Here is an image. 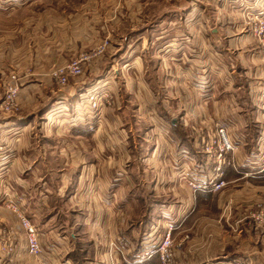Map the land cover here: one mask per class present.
<instances>
[{
    "label": "crops",
    "instance_id": "crops-1",
    "mask_svg": "<svg viewBox=\"0 0 264 264\" xmlns=\"http://www.w3.org/2000/svg\"><path fill=\"white\" fill-rule=\"evenodd\" d=\"M131 2L126 15L124 1L117 6L118 23L133 17L131 34L122 31L121 38L147 42V52L158 59L157 83L139 78L115 89L110 85L112 105L104 107L97 129L96 117L87 115L91 82L80 77L67 86L41 84L56 101L54 118L46 115L42 134L35 137L46 138L41 145L29 144V120L0 111V264H110L108 251L117 264H160L155 249L168 230L176 243V264H264V228L244 219L247 195L254 188L264 191V58L258 57L253 35L244 31V9L250 6L257 14L264 0H181L178 16L166 12L142 30L133 16L140 3ZM65 24L70 26V18ZM5 27L0 40L8 36ZM54 36L60 41L59 60L65 42L58 28ZM103 58L89 73L102 68ZM23 86L20 94L30 88ZM128 98L146 109L151 121L146 136L133 130L139 107L128 106ZM20 105L28 107L27 99ZM217 126L242 139L235 163L221 165L214 151L207 155L200 145L203 127ZM213 175L227 187L209 192L187 185ZM228 201L233 209L222 208ZM14 207L38 229L43 260L28 253ZM81 244L85 253L77 257Z\"/></svg>",
    "mask_w": 264,
    "mask_h": 264
},
{
    "label": "rangeland",
    "instance_id": "rangeland-1",
    "mask_svg": "<svg viewBox=\"0 0 264 264\" xmlns=\"http://www.w3.org/2000/svg\"><path fill=\"white\" fill-rule=\"evenodd\" d=\"M123 1L126 15V5L132 4V0H0V27L5 23L6 34H8L6 38L0 40V47L2 46L6 49L5 51H0V103L7 97L8 84L6 83L12 76L16 75L19 78L18 83L20 84V90L15 98V103H18L19 108L7 112L2 111L0 108V111L5 114L24 117L26 120H29V128H26L25 131L27 136H31L28 140L29 144L41 145L43 143L42 140L46 138H41V136H39V139H37L35 137L37 133L38 135L42 134L40 130L42 129V124H45L43 121L48 119L46 115L51 117V120L55 116L52 115L56 111L53 110L55 107L53 104L56 102L52 101L53 92L49 87L46 88L42 85H60L50 74L52 69L70 62L81 54L89 57L85 73L81 76L82 81L86 80L87 82H91V86L89 87L91 90L85 95L87 105H90L88 97L92 93L99 96L109 95L107 102L101 103L97 108L88 107L89 110L87 115L96 117V121L92 123L94 129H97L100 125V122L97 120L101 117V112L104 107L112 105L113 97H111V95L115 93V90L110 93L109 88L113 85L115 89L118 87L117 83H119L121 87L125 85L127 81H139V78L146 81H148L149 78L153 83L158 82V79L154 77L158 59L153 58L155 56L147 52V42L140 43L132 40L131 42L129 38H121L122 31V34L124 33L125 36H128L131 34V28H133L130 20L133 17L126 16L122 25L118 23L116 18L117 6L119 3L121 5ZM138 1L140 3V10L133 16L139 17L138 21H140V23L137 24L138 26H135L137 27L136 29L139 30L146 27L147 21L150 23L152 21H157L163 17L166 12H172V16H178L180 12L181 0ZM15 3H20L23 7L11 11L13 9L7 7V5ZM2 13H8L9 15H3ZM67 18H70V26L65 24ZM56 28H58L61 41L63 43L65 42L64 46H61L64 50H62L63 55L59 60L57 58L58 55H56V52H59L58 49L60 48L59 37L54 36L53 38V32ZM160 29H162V27L156 25L155 30L159 32ZM155 30H153L151 34H154ZM233 30L237 34L240 33L235 29ZM244 31L251 34L248 25L244 28ZM64 33L68 34V39L65 37ZM259 50L257 52L258 57L263 59L264 55L259 54ZM103 55L104 58L101 61L103 65L102 68H100L99 71L95 70V74H93V72L92 74L89 73V68L93 67L91 65ZM138 67H140V69H138ZM141 67H146L147 70L144 68L141 69ZM72 80L73 78L70 79L69 84ZM107 81L109 82L107 83ZM22 85H24L23 87L30 88L27 92L23 91V94H20V91L22 93ZM122 92L123 90L120 91V93ZM123 93L125 94V92ZM134 93H137V91ZM22 98L28 101L29 106L25 107V109H22L20 105V99ZM126 103L128 106L133 105L137 107H139L140 104L137 98L133 100L132 98H128ZM82 104L84 105V103ZM71 106L74 107V105L71 104L70 107H68L70 109H66V111L68 110V112L73 115ZM142 107L143 106H140L135 110L136 115H134V119L138 126L137 128L133 127V130L136 134H141L140 136H146L151 121L148 119L146 109H142ZM79 111H82V109H79ZM48 126L50 129L54 128L53 125L48 124ZM254 127L257 129V133L261 135V127L258 122L255 123ZM217 129H219V127ZM224 129L236 149L237 142H239L237 140L242 139L240 137L239 139H233L228 129L226 127H224ZM215 132H217L216 127L213 129L210 128L209 131L205 127L201 130L200 145L207 155H209V150L214 151L215 155L218 152L217 136H214ZM142 138L143 137L139 138L140 145H142ZM256 140H258V138ZM235 149L231 154L229 153L226 155V162H236L233 155ZM216 158L218 159L217 155ZM258 161L263 160L260 159ZM187 185L193 189L189 183H187ZM226 187L227 182L219 190L221 191ZM260 192L263 194H260ZM228 193L237 194L238 192L230 191ZM96 194L95 192V195ZM247 197V204H249V207L245 212L244 219L251 221L255 228H264V191L262 192L254 188L251 195H247ZM222 208L226 210L233 209V203L228 201ZM168 235H170V245L163 256L166 262L164 263L162 256H158L160 264H176V243L171 231L168 230L159 242ZM85 242V238H82V243ZM258 245L259 244H257V246ZM82 247L83 245L81 244L77 250L79 255L85 253ZM44 253L45 252L39 256V259L41 258L43 260L45 258ZM259 255H263V253H259ZM56 257H59V253H56ZM27 259L29 258L27 257ZM106 259L107 263L109 261V263L116 261L110 251L106 254ZM261 259L264 261V255Z\"/></svg>",
    "mask_w": 264,
    "mask_h": 264
},
{
    "label": "built area",
    "instance_id": "built-area-1",
    "mask_svg": "<svg viewBox=\"0 0 264 264\" xmlns=\"http://www.w3.org/2000/svg\"><path fill=\"white\" fill-rule=\"evenodd\" d=\"M219 3H228L232 0H216ZM259 1V0H256ZM255 2L254 4H256ZM250 6L245 7V14L247 16V25L249 27V30L251 34L255 37L257 40L260 50L264 53V10L257 11V14H252L249 12ZM89 60L88 56H85L81 54L80 56L76 57L75 59L71 60L70 62L54 67L51 71V75L54 78V80L63 86H66L69 84L71 78H79L84 75L87 61ZM13 77V79H12ZM11 79L6 83L8 84V93L7 97L2 100L0 103V108L2 111H12V109L17 110L19 108L18 103H15L16 95L18 94L20 90V84L19 78L14 75ZM109 95L105 96H99L97 94H91L88 97V101L90 103V106L93 108H97L101 103L107 102ZM214 136H217V142H218V152L217 157L219 159V163H228L231 161L226 162V155L231 154V152L234 151L235 147L231 143L230 139L228 138L224 127H219L217 129V132L214 134ZM210 151V150H209ZM220 166V164H219ZM218 166V171L221 170V167ZM220 175H213V177L207 178L206 181H199L196 183L190 182V185L195 190H206V191H217L220 188H222L226 182L222 178L220 179ZM15 211H18V208L14 207ZM19 216L21 219V223L23 225V228L26 231V240H27V248L28 252L34 256L39 257L43 253V247L39 240V232L38 229L34 224H32L26 215L19 212ZM170 245V235L165 237L161 242L158 243L155 253L158 256H164V253L167 252V248ZM3 248L5 251H7L8 254H11L12 248L10 245L4 244ZM164 263L166 262L165 258L163 257ZM110 264H117L116 261H112Z\"/></svg>",
    "mask_w": 264,
    "mask_h": 264
},
{
    "label": "trees",
    "instance_id": "trees-1",
    "mask_svg": "<svg viewBox=\"0 0 264 264\" xmlns=\"http://www.w3.org/2000/svg\"><path fill=\"white\" fill-rule=\"evenodd\" d=\"M77 257H80V255H79V256H77Z\"/></svg>",
    "mask_w": 264,
    "mask_h": 264
}]
</instances>
